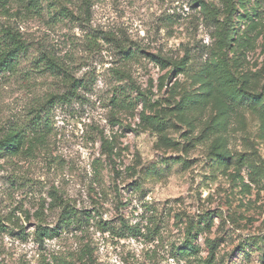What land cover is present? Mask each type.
<instances>
[{
    "label": "rangeland",
    "instance_id": "374dc122",
    "mask_svg": "<svg viewBox=\"0 0 264 264\" xmlns=\"http://www.w3.org/2000/svg\"><path fill=\"white\" fill-rule=\"evenodd\" d=\"M6 31L0 264H264V0H0Z\"/></svg>",
    "mask_w": 264,
    "mask_h": 264
},
{
    "label": "trees",
    "instance_id": "16d2710c",
    "mask_svg": "<svg viewBox=\"0 0 264 264\" xmlns=\"http://www.w3.org/2000/svg\"><path fill=\"white\" fill-rule=\"evenodd\" d=\"M63 11V15L66 17H71L72 14H70L67 10H62ZM6 37H8V40H5V43L2 44V46H0L1 49V56L2 58H0V63L1 62H5L6 59H14L18 56L19 53L24 52L26 50V46L24 45V43L16 38L14 35H12V33L10 31H6L5 34ZM51 65H54L53 62H50ZM63 78H65V74H63ZM79 82L78 83H74L71 87V89L68 91V94H64L62 95L61 98H68L70 99V97H72L73 95H76V89L79 87ZM119 103V102H118ZM8 145H11L13 148L17 145V141L14 140V138L12 136H10L9 138H7L6 140L0 142V149H4L5 147H7ZM11 148V149H13ZM64 210H67L66 207H63ZM70 219V217L68 218ZM129 232L132 235H136L137 233H139V229L138 228H129ZM36 232L39 234L40 236H45V235H50L52 233V230H50L49 228L42 226V225H37L36 226Z\"/></svg>",
    "mask_w": 264,
    "mask_h": 264
}]
</instances>
